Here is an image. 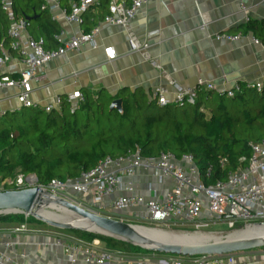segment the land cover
<instances>
[{"label": "crops", "instance_id": "obj_1", "mask_svg": "<svg viewBox=\"0 0 264 264\" xmlns=\"http://www.w3.org/2000/svg\"><path fill=\"white\" fill-rule=\"evenodd\" d=\"M67 5V0H61L62 7ZM52 13L56 19L53 20L48 12L50 19L57 24L58 31H63L64 41L85 31L83 24L66 22L59 10ZM100 21L91 26L99 23L95 46L82 44L37 69L30 98L39 106L53 103L56 96L65 99L75 90L82 95L101 90L110 95L122 90H141L150 99L157 87L171 94L170 80L192 88L200 78L213 84L215 91L231 88L234 84L264 81V0L147 1L137 10L131 27L139 40L149 44V59L129 50L127 35L121 26ZM106 46L114 49L113 59L105 55ZM2 47L10 56L2 72L18 76L23 65L19 55L10 50L9 38ZM45 47L51 49L46 40ZM18 91L17 87L0 89V114L23 108L17 100ZM122 179L123 183L128 181L127 177ZM132 182L134 194L158 201L174 187L170 177L155 176L150 170L139 171ZM123 183L114 195L103 197L100 214L126 221H143L144 206H137L130 212L110 208L111 199L125 194ZM74 194L80 203L91 206L89 198ZM20 224L0 223V248L22 264H72L64 251L65 245L93 240L100 243L98 239L82 240L74 233V236L57 234L32 223H25V231H15ZM3 243L9 246L3 247ZM246 255L252 257V254ZM76 264L87 263L79 257Z\"/></svg>", "mask_w": 264, "mask_h": 264}, {"label": "trees", "instance_id": "obj_2", "mask_svg": "<svg viewBox=\"0 0 264 264\" xmlns=\"http://www.w3.org/2000/svg\"><path fill=\"white\" fill-rule=\"evenodd\" d=\"M13 3L17 17L29 18L28 34L46 40L49 48L55 47L53 36L58 26L41 9L42 1ZM107 5L108 0H99L87 11L85 31L102 19ZM8 27L0 7L2 45L8 41ZM116 98L122 100V112L109 109ZM0 122V183L18 174H34L41 185L52 179H75L106 157H125L138 151L141 157H157L162 152L178 159L191 155L201 181L211 185L225 180L238 167L240 157L251 155L250 143L264 139V90L257 92L240 84L231 97L199 90L193 106H159L141 90H122L115 95L101 90L84 93L72 113L64 100L60 110L26 107L5 113ZM8 189L17 188L9 184L0 188ZM34 222L35 218L19 213L0 215V223ZM68 230L82 240L98 239L107 249L145 251L110 236Z\"/></svg>", "mask_w": 264, "mask_h": 264}, {"label": "built area", "instance_id": "obj_3", "mask_svg": "<svg viewBox=\"0 0 264 264\" xmlns=\"http://www.w3.org/2000/svg\"><path fill=\"white\" fill-rule=\"evenodd\" d=\"M41 9L49 12L53 20L56 16L52 13L59 10L63 19L68 23L78 26L83 24L87 11L99 4V0H67V7L61 6V0H41ZM149 0H108L107 12L100 23L121 26L127 35L129 50L138 52L149 59L146 41H141L131 27L137 10ZM0 7L9 22L7 37L9 48L15 51L23 65L18 76L13 77L2 72V68L10 59L0 43V89L17 87V100L21 107L42 108L46 112L60 110L62 102H68L69 111L72 113L83 101L79 90L67 94L66 98L56 96L53 103L39 106L30 98L32 80L39 67L49 62L56 56L75 50L82 44L95 46L94 37L99 31V23L88 31H80L68 40L62 39L63 31L60 29L53 36L57 46L47 49L43 38L34 39L27 32V22L17 17L14 11L13 0H1ZM243 7V6H242ZM245 10V7H243ZM236 37V36H234ZM227 36V38H234ZM108 59L115 56L111 46L104 48ZM173 88L171 94L163 87L153 91V98L159 106H187L195 105L199 90L215 91L213 84L202 79L197 80L195 87H183L170 80ZM257 92L264 90V81L245 84ZM240 84L216 91L231 97L239 91ZM15 110L3 111L0 115ZM251 155L239 158L238 167L230 172L225 180L216 181L205 185L199 176V171L191 155L176 158L170 152H162L157 157H141L139 152L125 157H106L98 164L81 174L75 179H52L47 185L37 183L32 174H18L14 179H6L0 183V188L5 184L13 185L17 189L37 186L49 193L69 199L68 194L79 193L84 198H89L90 211L100 214L103 197H110L123 183L124 177L128 181L124 184L125 194L115 197L110 201V208L114 211L130 212L137 206H144L145 216L143 222L152 226L168 225L203 219L204 224L221 221L228 230L240 231L254 223L264 222V139L250 143ZM225 158L221 160L222 163ZM141 170H150L155 176L170 177L174 187L165 194L161 201L155 198L144 199L141 195L132 192V177ZM23 213V212H22ZM27 215V214H26ZM25 223L20 224L15 231H25ZM98 241L91 243L77 241L73 245H65L64 251L69 261L76 264L79 257L87 264H264V250L233 252L222 255L200 254L192 257L165 258L156 255V252L145 251L143 255H133L120 250L99 247ZM9 243H3V247ZM248 252V253H247ZM246 254H252V257ZM0 264H22L14 261L4 249L0 248Z\"/></svg>", "mask_w": 264, "mask_h": 264}, {"label": "water", "instance_id": "obj_4", "mask_svg": "<svg viewBox=\"0 0 264 264\" xmlns=\"http://www.w3.org/2000/svg\"><path fill=\"white\" fill-rule=\"evenodd\" d=\"M27 21L29 20L26 19ZM109 109L122 112V100L114 99ZM37 180V177L32 174ZM50 208L75 216L80 223L85 225H74L67 221V217L58 220H47L38 211ZM25 213L54 227L65 229H78L82 231L99 233L122 240L130 245L138 246L145 251L157 253H169L180 256L192 257L200 254H227L233 252L249 251L264 247V234L246 236L227 235L223 237H188L186 240L161 241L140 231V227L120 219L98 214L83 208L67 199L53 195L45 189L31 186L21 189L0 190V214L3 213ZM264 226V222L254 223ZM152 228V227H151ZM192 235L199 232H187Z\"/></svg>", "mask_w": 264, "mask_h": 264}, {"label": "rangeland", "instance_id": "obj_5", "mask_svg": "<svg viewBox=\"0 0 264 264\" xmlns=\"http://www.w3.org/2000/svg\"><path fill=\"white\" fill-rule=\"evenodd\" d=\"M0 125H1V122H0ZM67 197L69 198L67 200H69V201H71V202H73V203H75V204H77L83 208H86L88 210L90 209L88 206L80 203L81 201L78 200L79 198L77 199V196H75L74 193L68 194ZM42 210L50 211V212H53L57 215H59V214L65 215L64 213H62V211H57V210L50 209V208H44ZM3 214H15V213H3ZM19 214H23L25 217L30 216V215H26L25 213H19ZM0 215H2V214H0ZM201 220H203V219L200 218V219L196 220L195 222H192V221L182 222V223H180V222L179 223H173L172 222L168 225H160V226H152V225L146 224L143 221H136L134 219L127 220V221L123 220V221L129 222V223H132L135 225H139V226H146V227H148L150 229H154V230H164V232H170V233L181 234V235H188V234H183L181 232H194V231H196V232H199V233H201L203 235H207V236L223 237V236H227V235H230L233 233V230L232 231L228 230L227 226L224 223H222L221 221H217V222L205 225L204 221H201ZM32 224H34L35 227H39V228L43 227L42 229L46 228L47 230H52L54 233H57V234L60 232V233L71 235V236L73 235V233L70 232L68 229L54 227V226L47 224L41 220H37V222H34ZM177 232H180V233H177ZM68 244H70V243H68ZM99 246L100 247H106L103 242H100ZM254 250H264V247L256 248ZM144 252H142V251H137V252L129 251L128 253L135 254V255H143V254H145ZM150 253H152V252L150 251ZM155 254L156 255L159 254V256H162L165 258H171V257L174 258L175 257V258L184 259V256L174 255V254H169V253H157L156 252Z\"/></svg>", "mask_w": 264, "mask_h": 264}, {"label": "bare ground", "instance_id": "obj_6", "mask_svg": "<svg viewBox=\"0 0 264 264\" xmlns=\"http://www.w3.org/2000/svg\"><path fill=\"white\" fill-rule=\"evenodd\" d=\"M38 213H40L42 215V217H44L47 220H58L61 221V218H65L67 217L68 219H66L67 221L71 222L74 225H85V223H80L75 216H71L69 214L64 213L65 215H57L53 212L50 211H46V210H42L40 209L38 211ZM140 231H142L144 234L151 236L155 239L161 240V241H179V240H187L188 237L190 238H194L198 236H202L203 234H195L192 235L190 233L187 232H181L183 234H188V235H181V234H175V233H170V232H164V230H154V229H150L148 227H140L139 228ZM180 233V232H177ZM254 234H264V226L262 225H253V226H249L244 230H240V231H236L233 232L230 235H234V236H246V235H254ZM204 237H207V235H203Z\"/></svg>", "mask_w": 264, "mask_h": 264}, {"label": "flooded vegetation", "instance_id": "obj_7", "mask_svg": "<svg viewBox=\"0 0 264 264\" xmlns=\"http://www.w3.org/2000/svg\"><path fill=\"white\" fill-rule=\"evenodd\" d=\"M150 252V251H149Z\"/></svg>", "mask_w": 264, "mask_h": 264}]
</instances>
